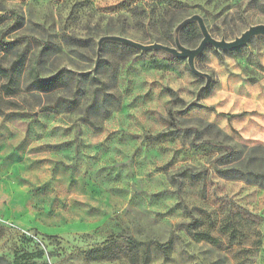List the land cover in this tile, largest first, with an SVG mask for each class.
Returning a JSON list of instances; mask_svg holds the SVG:
<instances>
[{
    "label": "rangeland",
    "instance_id": "obj_1",
    "mask_svg": "<svg viewBox=\"0 0 264 264\" xmlns=\"http://www.w3.org/2000/svg\"><path fill=\"white\" fill-rule=\"evenodd\" d=\"M166 6L173 38L193 15L217 40L264 25V0H0V264H139L128 238L170 240L146 264H264V37L206 46L194 64L207 85L162 51L104 42L97 54L106 35H161ZM193 25L177 35L190 49ZM56 74L48 89L33 79ZM173 104L238 155L147 139L167 132ZM104 247L112 258L85 255Z\"/></svg>",
    "mask_w": 264,
    "mask_h": 264
},
{
    "label": "trees",
    "instance_id": "obj_2",
    "mask_svg": "<svg viewBox=\"0 0 264 264\" xmlns=\"http://www.w3.org/2000/svg\"><path fill=\"white\" fill-rule=\"evenodd\" d=\"M156 20L159 21V27L163 30L161 35L153 37L152 41L147 42H139L141 44H152V43H159L163 45H167V42H172L173 38V26L176 23V16L173 14V9L170 6H166L163 8V12L156 17ZM185 27L190 28L191 31L195 33L197 36L198 31L193 23L187 24ZM183 29V28H182ZM181 29V30H182ZM180 30V31H181ZM195 48V47H194ZM33 74V72H31ZM56 76L48 78V79H40L38 76L34 75L33 79L37 81L43 89H48L49 86L55 82ZM78 80H75L77 83ZM173 102H176V99L173 97V93H169ZM57 105V102H53L51 105H48L47 109H54ZM175 104L170 107L167 116V123H168V130L165 134H156L151 137H147V139L156 140L162 136H173L178 137L181 140L186 141L190 147L195 148L199 145H212L219 149L225 150L223 154L220 155L219 159L222 161L231 160L233 156H237L238 153L234 149L233 146L227 145L223 139H227V136L219 130L217 127L210 123H200L198 126H187V121L184 119H177V116L174 114ZM232 163H222V165H226V167L222 170L223 172H231L234 170V166L231 165ZM184 210L190 212L187 207L184 206ZM127 243L133 247H141L142 248V257L139 264H146L147 262V251L150 246H155L157 249L161 250L163 255L166 257L168 249L170 247V240L160 243L158 241H146V242H137L133 239L128 238ZM87 258L90 260L94 259H102V258H112L113 255L108 253V248L104 247L102 249H95L87 252L85 254Z\"/></svg>",
    "mask_w": 264,
    "mask_h": 264
},
{
    "label": "water",
    "instance_id": "obj_3",
    "mask_svg": "<svg viewBox=\"0 0 264 264\" xmlns=\"http://www.w3.org/2000/svg\"><path fill=\"white\" fill-rule=\"evenodd\" d=\"M190 23L197 24V27L202 37L198 45L192 49L186 48L183 45H181L178 39V36H177L180 30ZM174 34L176 35V37L174 38V46H168V45H163L159 43L141 44L139 42L133 41L125 37L116 36V35H106V36L101 37L97 43L98 44L97 54L99 53V49L102 43L104 42H113V43L127 45V46L133 47L142 52L162 51L177 59L186 60V63L190 71L199 77L205 78L206 85H207L209 76L205 73L200 72L198 69H196L195 64H194L195 58L202 53L204 48L206 46H211L215 50H222V51H230V50L241 48L244 45H246L251 40L252 37H255V36L264 37V25L259 24L255 26H250L247 30L241 33L240 36L234 38L231 41H226L224 39L217 40V39H214L209 34L204 24L203 19L199 15H193L181 21L175 27Z\"/></svg>",
    "mask_w": 264,
    "mask_h": 264
}]
</instances>
